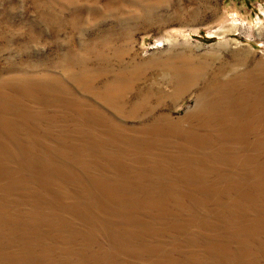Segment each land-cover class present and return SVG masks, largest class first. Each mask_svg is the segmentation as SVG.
<instances>
[{
  "label": "rangeland",
  "instance_id": "obj_1",
  "mask_svg": "<svg viewBox=\"0 0 264 264\" xmlns=\"http://www.w3.org/2000/svg\"><path fill=\"white\" fill-rule=\"evenodd\" d=\"M0 264H264V0H0Z\"/></svg>",
  "mask_w": 264,
  "mask_h": 264
}]
</instances>
